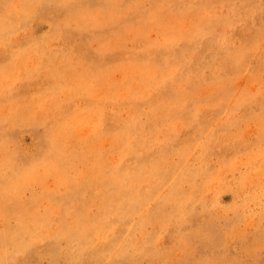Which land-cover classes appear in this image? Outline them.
<instances>
[{
  "label": "rangeland",
  "instance_id": "1",
  "mask_svg": "<svg viewBox=\"0 0 264 264\" xmlns=\"http://www.w3.org/2000/svg\"><path fill=\"white\" fill-rule=\"evenodd\" d=\"M0 196V264H264V0H0Z\"/></svg>",
  "mask_w": 264,
  "mask_h": 264
},
{
  "label": "bare ground",
  "instance_id": "2",
  "mask_svg": "<svg viewBox=\"0 0 264 264\" xmlns=\"http://www.w3.org/2000/svg\"><path fill=\"white\" fill-rule=\"evenodd\" d=\"M72 81H73V80H72ZM73 83H74V82H73ZM70 85H71V84H70ZM70 88H71V87H70ZM72 88H73V87H72ZM74 88H75V87H74ZM120 95H121V94H120ZM66 120H67V119H66ZM73 122H74V120H73ZM91 123H92L91 121H87V122L85 123V125L88 126V125H90ZM88 132H90V131H88ZM89 153H90V152H89ZM84 155H85V154H84ZM88 156H89V155H88ZM156 171H157V170H156ZM152 172H153V171H152ZM154 172H155V171H154ZM150 173H151V172H149V174H150ZM155 173H156V172H155ZM163 173H164V171H163ZM151 174H152V173H151ZM159 174H160V173H159ZM159 174L156 173V175L160 176ZM144 175H145V174H144ZM152 175H153V174H152ZM163 175H164V174H163ZM22 176H23V178L26 177V176H24L23 174H22ZM148 176H149V175H148ZM161 176H162V174H161ZM150 177H151V175H150ZM154 177H155V176H154ZM194 177H195V176H194ZM23 178H22V179H23ZM152 178H153V176H152ZM152 178H151V179H152ZM167 178H168V177H167ZM149 179H150V178H149ZM151 179H150V180H151ZM155 179H156V178H155ZM159 179H161V178H159ZM122 180H123V179H122ZM146 181H147V180H146ZM159 181H160V180H159ZM155 182H156V181H155ZM187 182H188V181H187ZM191 182H192V180H191ZM17 184H18V183H17ZM7 185H8V184H7ZM161 185H162V184H161ZM9 186H10V185H9ZM115 187H116V186H115ZM116 188H117V187H116ZM179 188H180V187H179ZM14 189H15V188H14ZM145 190H146V189H145ZM171 190H173V189H171ZM171 192H172V191H171ZM171 192H170V193H171ZM149 193H150V192H149ZM141 194H142V193H141ZM147 194H148V191L146 190L145 194H143V195H147ZM1 196H2V195H1ZM1 196H0V198H1ZM148 196H150V195H148ZM151 196H152V195H151ZM151 196H150V197H151ZM168 196H169V195H168ZM118 198H119V197H118ZM173 198H174V197H173ZM147 199H148V198H147ZM177 201H178V200H177ZM146 202H147V201H146ZM173 205H174V204H173ZM160 206H161V205H160ZM157 208H158V207H157ZM176 209H177V208H176ZM161 210H162V209H161ZM174 210H175V209H174ZM177 210H178V209H177ZM156 211H157V210H156ZM160 212H161V211H160ZM177 213H178V211H177ZM182 213H183V212H182ZM172 215H173V214H172ZM172 215H171V216H172ZM171 216H170V217H171ZM176 216H178V214H177ZM179 216H180V215H179ZM173 220H176V219H173ZM177 220H178V219H177ZM93 225H94V224H93ZM96 240H97V238H96Z\"/></svg>",
  "mask_w": 264,
  "mask_h": 264
}]
</instances>
